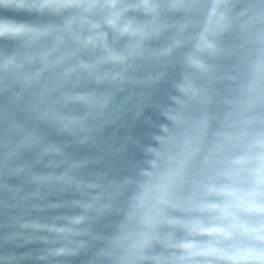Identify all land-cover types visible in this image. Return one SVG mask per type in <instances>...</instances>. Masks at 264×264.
Returning <instances> with one entry per match:
<instances>
[{
    "label": "clouds",
    "instance_id": "clouds-1",
    "mask_svg": "<svg viewBox=\"0 0 264 264\" xmlns=\"http://www.w3.org/2000/svg\"><path fill=\"white\" fill-rule=\"evenodd\" d=\"M74 261L264 264V0H0V264Z\"/></svg>",
    "mask_w": 264,
    "mask_h": 264
}]
</instances>
